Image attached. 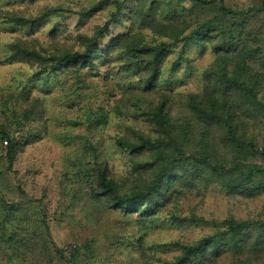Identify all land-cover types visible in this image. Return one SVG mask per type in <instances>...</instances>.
<instances>
[{
    "label": "rangeland",
    "instance_id": "rangeland-1",
    "mask_svg": "<svg viewBox=\"0 0 264 264\" xmlns=\"http://www.w3.org/2000/svg\"><path fill=\"white\" fill-rule=\"evenodd\" d=\"M143 12L188 25L180 39L163 40L168 55L150 90L142 57L111 47L122 34L162 42ZM107 23L94 67L60 64L64 49L86 50L81 36ZM242 50L264 72V0H0V264H168L181 252L177 242L202 244L194 264H264V109L244 119L241 141L218 142L217 171L194 153L204 150L202 132L179 135L195 119L179 96L175 138L153 110L164 95L201 93L217 53ZM126 135L182 151L177 193L151 209L114 208L95 194L103 167L125 189L149 186L166 168L149 148L118 146ZM233 223L243 226L236 236Z\"/></svg>",
    "mask_w": 264,
    "mask_h": 264
},
{
    "label": "trees",
    "instance_id": "trees-1",
    "mask_svg": "<svg viewBox=\"0 0 264 264\" xmlns=\"http://www.w3.org/2000/svg\"><path fill=\"white\" fill-rule=\"evenodd\" d=\"M202 3H208L209 0H194ZM226 9V8H225ZM142 11V9L140 10ZM226 9L225 13H229ZM82 15H89L92 11L83 10ZM143 12L141 15L146 23L152 24V29L159 33L162 42L153 46H148L142 36L132 34H122L118 36L112 44V49L122 50L127 49L128 53L133 54L138 59L137 67L145 71L147 84L155 85L159 79V75L168 55V42H163L164 39L178 40L185 33L186 26L181 22L182 18H175L176 21L171 25L164 24L155 15L152 17ZM241 13H244L243 11ZM219 20H222L219 18ZM109 23L104 27L98 28V32L92 36L83 35L82 39L88 43V48L84 51H72L64 49L59 55V62L66 63L76 71H81L89 66L94 67L92 54L101 52L100 41L109 29ZM21 42L16 43V48L19 49V55H26L28 50L23 49ZM109 52H111V50ZM29 54V53H28ZM30 55V54H29ZM144 63V67H142ZM261 92H260V90ZM149 94H147L148 97ZM173 98L162 97V101L158 102L155 111V122L160 125L164 135H171L175 138L178 134L175 123L172 119L171 110L174 96H179V105L189 110L194 115V120L191 125L180 127L179 135L185 131L191 130L192 133L202 132L203 149L200 152H194L200 155L203 159L202 164L206 169L217 171L215 167L216 151L220 140H231V142L241 141L243 136L249 129L244 126L242 131L241 126L245 118L254 110L261 107L264 109V72L257 70L250 62L249 52L242 50L241 52H232L231 57L222 56L217 53L215 61L206 69L204 74V88L201 93L174 94ZM38 108L34 106L33 117L36 116ZM153 116L152 114H150ZM30 117H32L30 115ZM153 122V121H152ZM198 126H196V125ZM133 133V132H132ZM8 142V141H7ZM118 146L130 153H135L143 149L149 148V151L156 154L158 159L163 158L167 161L166 168L149 186L143 188L130 187L125 189L109 174L107 168H101L97 173V184L95 194L98 197H104L117 208L122 205L140 206L147 205L150 208L163 198L170 197L177 193L183 177L179 171L175 169L177 157L183 155L182 151H169L170 143L162 140L164 148H161L155 139L151 136H127L116 140ZM9 143V142H8ZM157 162V161H156ZM261 171V170H259ZM258 172V171H257ZM171 194V195H170ZM151 209V208H150ZM233 236H236L242 225L233 223L230 227ZM175 245L181 248V252L175 256L173 261L165 260L168 264H194L198 262L201 256L202 244L184 245L177 242ZM79 252L73 253V257L77 258ZM202 264V263H200Z\"/></svg>",
    "mask_w": 264,
    "mask_h": 264
},
{
    "label": "built area",
    "instance_id": "built-area-1",
    "mask_svg": "<svg viewBox=\"0 0 264 264\" xmlns=\"http://www.w3.org/2000/svg\"><path fill=\"white\" fill-rule=\"evenodd\" d=\"M5 144L7 145V144H8V142H5Z\"/></svg>",
    "mask_w": 264,
    "mask_h": 264
}]
</instances>
